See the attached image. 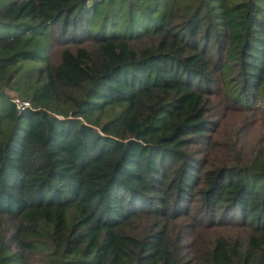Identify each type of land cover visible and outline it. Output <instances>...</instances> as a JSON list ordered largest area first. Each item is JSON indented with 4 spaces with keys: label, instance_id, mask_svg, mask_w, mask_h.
<instances>
[{
    "label": "trees",
    "instance_id": "1",
    "mask_svg": "<svg viewBox=\"0 0 264 264\" xmlns=\"http://www.w3.org/2000/svg\"><path fill=\"white\" fill-rule=\"evenodd\" d=\"M0 264H264V0H0Z\"/></svg>",
    "mask_w": 264,
    "mask_h": 264
},
{
    "label": "built area",
    "instance_id": "2",
    "mask_svg": "<svg viewBox=\"0 0 264 264\" xmlns=\"http://www.w3.org/2000/svg\"><path fill=\"white\" fill-rule=\"evenodd\" d=\"M12 101H13V103L15 105L16 110H21V109L29 106V102L26 99H21V98H18V97H13L12 98Z\"/></svg>",
    "mask_w": 264,
    "mask_h": 264
}]
</instances>
